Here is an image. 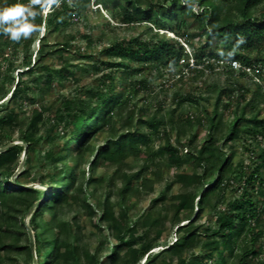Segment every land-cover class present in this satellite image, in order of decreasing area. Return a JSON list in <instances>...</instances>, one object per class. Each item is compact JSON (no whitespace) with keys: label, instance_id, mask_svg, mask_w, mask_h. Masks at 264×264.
<instances>
[{"label":"trees","instance_id":"trees-1","mask_svg":"<svg viewBox=\"0 0 264 264\" xmlns=\"http://www.w3.org/2000/svg\"><path fill=\"white\" fill-rule=\"evenodd\" d=\"M9 2L2 0L0 6ZM94 2L117 10L119 24L144 22V29L126 39L109 40L99 50L86 36L81 51L71 30L90 0H57L45 17L42 10L35 18L39 28L43 22L46 33L33 61L31 44L39 31L15 41L16 47L23 46L26 67L17 81L11 76L13 62L7 64V74L1 77L0 72V252L32 258L34 250L35 264H78L81 248L76 246L75 225L64 216L78 202L93 211L86 196L104 182L112 185L106 175H95L94 168L102 161L116 166L112 176L119 164L123 167L116 190L121 202L152 190L163 168L174 172V179L162 178L164 189L173 182L180 189L170 197L168 210L154 200L138 216L136 235L129 232L128 210L114 212L107 194L96 227L113 231L117 242L107 252L101 247L94 254L87 252L84 264H264V0ZM52 34L62 39L50 41ZM7 41L8 36L0 34V54ZM55 58L59 66L54 65ZM181 59L179 72L188 70L190 80L202 79L201 84L184 94L174 92L166 110L161 104L153 111L136 108V102L130 105L146 87V80L137 75L149 69L173 70ZM232 61L240 67L234 68ZM136 63L140 67L128 73ZM90 71L96 74L92 80L56 110L53 122L62 124L66 137L62 148L43 162L34 160L41 140L39 113L34 108L21 127L23 120L16 119L20 100L41 82L64 85L78 81V72ZM207 73H215V81L206 82L202 77ZM127 77L124 85L121 81ZM200 100L211 104L204 118L188 112L187 106ZM222 109L229 112L227 119ZM15 122L20 125V143H13ZM181 125L191 135L185 128L184 142L179 137L172 141L169 131L179 133ZM203 125L205 134L198 141ZM103 129L112 130V135L96 146L94 140ZM155 138H163L156 149ZM69 150L75 154L72 162ZM142 153L146 155L141 157ZM129 158L139 163L136 168ZM186 165L191 172L178 171ZM152 167L158 171L156 180L148 176ZM35 170L41 173L44 191L31 184L39 177ZM96 208H101L99 201ZM45 213L49 220H43ZM171 226L176 237L168 243L164 233ZM157 247L162 249L154 252Z\"/></svg>","mask_w":264,"mask_h":264},{"label":"rangeland","instance_id":"rangeland-1","mask_svg":"<svg viewBox=\"0 0 264 264\" xmlns=\"http://www.w3.org/2000/svg\"><path fill=\"white\" fill-rule=\"evenodd\" d=\"M0 2H2V0H0ZM47 12L48 11L43 10L42 16L45 17ZM119 19L120 14L111 6L105 7L104 5H96L94 0H90V4L87 10L83 13V16L81 18H78L77 21L75 20L74 26L71 30V32L75 36H77L76 40L73 43L79 44L80 50L85 51V43L88 41V38L86 36H89V39L92 40L95 49L99 50L102 46L109 42V40L126 39L131 34L140 33L144 29V22H140L137 25H127L124 23L119 24ZM45 33V26L42 22L40 26V31L38 32V35L35 37L31 44L32 61L34 59L36 51L41 46V41L39 40L41 36ZM169 34L171 36L173 35L171 33ZM61 39L62 37L57 34H52L49 36L50 41ZM189 50L190 49L186 48L188 56ZM22 51V45L16 47L15 41H7V43L2 48V53L0 54L1 77L8 73L7 64L9 62H13L15 66L11 72V76L15 82L17 81V79L20 77V72L26 69V67L22 65ZM53 62L55 66H59V59L55 58ZM139 64H134L132 71L129 70L128 73L136 72V70L140 67ZM181 64L182 59L179 60L178 65L173 70H167V68H163V71L159 73L155 69H149L144 70L141 74L137 75L136 78L138 80H146V87L143 88L137 94V96L131 99L130 105L136 102V108L143 107L148 111H153L154 109L159 108V105L161 104L163 107L162 109L166 110L172 103V96L174 92L180 91L184 94L186 92L192 91V89H194L197 84H201L202 79H198L196 81L190 80L191 73L188 70H184V74L180 73L179 70L183 67ZM95 75L96 74L91 71L88 73L78 72V81L70 80L64 85H58L56 82H53V84L51 85H46L44 82H41L38 86L34 85L33 89L29 90L26 93L27 95L25 97H22V99L20 100L22 101L21 108L16 107V111L18 112V116L16 119L23 120L21 127L25 126L24 122L28 121L32 117L34 113V108H36L37 112L39 113L37 134L41 136V140L37 147L36 153H34L32 156L34 160H38V162H43L45 158L49 157L48 154L50 152L60 150L62 148L63 141L66 137L61 132L62 124L56 123L57 125H55V122H53L56 110L60 106V103L63 101V99L74 96L75 92L77 91L76 89H79L84 82L91 81ZM216 77L217 76L215 73H207V75L203 76L202 78L206 82L208 81L212 83L213 81H215ZM121 82L126 85L129 82V77L124 80L122 79ZM9 96L10 93H8L4 99H7ZM203 96H206V93H204ZM187 107L188 112H191L192 115H199L200 118H204L206 113L209 112V110L211 109V104L207 101L200 100L197 105ZM179 109L180 107H178V110ZM228 115L229 112L226 109H222V117L224 119H227ZM185 128H187L186 135H188V127H185L184 125H181L179 133H177L176 130H168L171 140L175 141V139L179 137L181 142H184L182 132L185 131ZM19 130L20 125L15 122L12 126V138L14 139L13 143H20V140L17 139ZM67 132H65V134H67ZM204 134L205 126L203 125L199 127L197 140H201ZM110 135H112V130L103 129L97 135L96 139L94 140V144L97 146L98 144L103 142L107 136ZM190 135L191 133L188 135V137ZM162 144L163 138H155V149L158 145ZM242 151L243 150H241V152ZM243 153L245 154V152ZM145 155L146 153H142L141 157ZM24 157L25 155L22 154L21 159L23 160ZM90 159H92V157H90ZM73 160H75V154L69 150L68 161L72 162ZM128 161L132 168H136L139 164L138 162L133 161L132 158H129ZM38 166L41 167V163H39ZM115 168V165L106 164L102 161L95 166V175H106V181H111L112 185L109 186L108 184H106L108 182H104L103 185L97 187L96 193H91L86 196L87 202H89L90 206L93 208V211H90L89 209L83 207L82 202H78V205L76 204L75 206L69 207L64 216V218L69 221L72 226L75 225L73 226V231L77 233L78 237V242L76 243V246H79L81 248V258L78 264H84V262L86 261L85 254L87 252L89 254H94L97 251L98 247H101L103 252H107L108 250L114 248V245L117 242L114 237L113 231L103 226L100 229L96 227V223L98 222L97 220L101 213V209L106 206L104 198L107 194H109L110 196V205L113 207L114 212L117 213L123 208L128 210L127 215L130 216L129 232L136 235L139 232V228L135 226L134 222L138 218V216L145 212V210H147V208L152 205L154 200H157L159 205H163L165 209L168 210L171 202L170 197L176 192H178L180 189V185L176 182H173L172 187L169 190L164 189V180L162 178L168 179L172 176L174 179V172L163 168L161 169L160 180L156 181V183L153 184L152 190L148 192L142 191L137 194L126 196L124 201L121 202V199L118 197L116 190L120 187L121 184L120 174L123 167L121 166V164H119V171L116 172V175L112 176V173ZM37 170H35L34 172L35 174H37V176H39L38 180L31 184L37 187L38 189L44 191L41 181H39L42 176L40 175L41 173H38ZM178 171L191 172V169L186 165L183 168L178 169ZM16 172L18 171L16 170ZM157 174V168L152 167L148 173V176L152 180H156ZM97 201H99L101 204V208L99 209L96 208ZM73 216L75 217L72 219ZM49 219L50 214L45 213L43 220ZM23 220L25 224H27L29 220V215H26ZM185 222L186 221H182L180 222V224ZM164 236H166V241L168 243H171V241H173L176 237L175 226L168 227V230L164 233ZM161 249L162 247H157L153 251L158 252ZM120 252H123V249H121ZM35 259L36 252L34 250L32 258L27 255L25 256L13 252H0V264H35ZM103 260L104 262H106L108 258L104 255Z\"/></svg>","mask_w":264,"mask_h":264},{"label":"clouds","instance_id":"clouds-1","mask_svg":"<svg viewBox=\"0 0 264 264\" xmlns=\"http://www.w3.org/2000/svg\"><path fill=\"white\" fill-rule=\"evenodd\" d=\"M55 2L57 0H10L0 6V34L12 41L28 39L33 32L40 31L36 16L42 10L50 11Z\"/></svg>","mask_w":264,"mask_h":264},{"label":"built area","instance_id":"built-area-1","mask_svg":"<svg viewBox=\"0 0 264 264\" xmlns=\"http://www.w3.org/2000/svg\"><path fill=\"white\" fill-rule=\"evenodd\" d=\"M231 64L234 68L240 67V64L237 61H232Z\"/></svg>","mask_w":264,"mask_h":264},{"label":"water","instance_id":"water-1","mask_svg":"<svg viewBox=\"0 0 264 264\" xmlns=\"http://www.w3.org/2000/svg\"><path fill=\"white\" fill-rule=\"evenodd\" d=\"M22 165L20 164L19 167L17 168V171H19L21 169Z\"/></svg>","mask_w":264,"mask_h":264}]
</instances>
